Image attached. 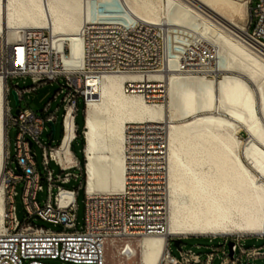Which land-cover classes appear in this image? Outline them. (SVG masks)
<instances>
[{
	"label": "bare ground",
	"instance_id": "bare-ground-1",
	"mask_svg": "<svg viewBox=\"0 0 264 264\" xmlns=\"http://www.w3.org/2000/svg\"><path fill=\"white\" fill-rule=\"evenodd\" d=\"M161 1V3H159ZM232 0H0V29L48 28L54 45L81 62L78 31L86 22L127 25L137 20L167 27L168 46L197 35L213 46L214 67L182 72L180 54H169L161 72L164 104H149L123 92L135 74L94 80L84 110L83 156L86 195L118 193L124 185V131L127 124L163 121L167 126V222L163 235L143 236L141 264H159L173 236H245L264 221V58L242 42L241 28L226 16L241 14ZM219 74L218 80L210 78ZM6 83L0 78L1 176L5 156ZM242 129L247 138L236 135ZM71 155L66 151V155ZM67 160L69 156H66ZM135 256L126 244L120 255Z\"/></svg>",
	"mask_w": 264,
	"mask_h": 264
},
{
	"label": "built area",
	"instance_id": "built-area-1",
	"mask_svg": "<svg viewBox=\"0 0 264 264\" xmlns=\"http://www.w3.org/2000/svg\"><path fill=\"white\" fill-rule=\"evenodd\" d=\"M171 34L167 27L143 20L127 25L86 22L78 31L83 45L79 65L70 61L66 47L58 49L54 45L48 28L16 29L11 34H3L0 29V78L5 80L6 86L14 79L29 78L32 83L25 89H19L17 84L12 86L18 104L24 94L59 80L62 82L44 105V116L27 108H18V114H12L8 105L9 87L6 90L0 264H48L47 260L57 259L69 264H105V251L111 244L165 233L168 176L167 126L163 121L127 124L123 140V188L118 193H84L83 224L79 227L76 196L80 187L64 189L61 185L81 177V168L71 152V145L78 137L77 101L81 98L86 107L95 93L94 80L106 75L135 74L141 79L126 81L123 92L139 95L149 104H158L165 95L163 75L161 79L148 76L163 74L169 54L181 55L182 72L201 74L214 67L213 46L193 35L169 47L167 38ZM239 38L252 52L264 58V0L251 2L248 28L239 34ZM55 101L60 107L50 110ZM59 109L62 112L61 138L55 147L51 146L53 142L44 146L39 142V136L48 122L55 123ZM10 129L16 131L13 156L7 137ZM35 146L41 150L43 175L36 167ZM66 151L71 155H66ZM66 156H69L68 160ZM50 163L58 168V174L49 168ZM73 169L79 174L72 173ZM43 185L47 186L48 195L43 206H39L35 198L43 191ZM17 186L21 187L20 200L25 212L22 222L15 215ZM53 188H56L55 194H52ZM35 219L61 225L62 230L36 226L32 223ZM207 237L214 239L217 236ZM222 238L220 264H247L248 260L264 257L260 249H245L241 244L245 238L264 241V221L257 234ZM166 241L159 264H212L218 253L217 250L207 253L202 259L192 248L179 245V256L173 257L169 251L170 240L167 238ZM228 242L233 243L231 258L225 250ZM127 255L124 253L123 256L126 258Z\"/></svg>",
	"mask_w": 264,
	"mask_h": 264
},
{
	"label": "rangeland",
	"instance_id": "rangeland-1",
	"mask_svg": "<svg viewBox=\"0 0 264 264\" xmlns=\"http://www.w3.org/2000/svg\"><path fill=\"white\" fill-rule=\"evenodd\" d=\"M235 2H239L242 7L241 14H233V15H227L226 17L231 20L233 23L238 25L241 28L247 29L248 28V23H249V17H250V8H251V2L254 0H232ZM161 3V1H159ZM210 78L218 80L220 78V75L217 74L215 76H209ZM17 84L19 89H25L28 88L32 85L31 81L29 78L26 79H14L12 81L8 82V85L6 86V90L9 87L10 89V94L8 96V105L11 109L12 114L15 113V102L13 100V97L11 95L12 91V86ZM62 82L59 80L58 83H53L52 85H46L42 87H38L34 92H29L23 95L22 100L18 104V108L20 109H29L33 113L39 115V116H44L45 113H43V107L44 105L52 98L53 94L58 91L59 85H61ZM59 100L61 99V95L58 98ZM165 96L164 99L161 103L158 104H164L165 103ZM57 106L60 107V104L58 101H55L51 104L50 110H54ZM85 110V107L83 105V101L81 98L78 99L77 101V116L75 118V124L77 126V132L79 133L83 127L84 124V116L83 113ZM61 109H59L56 117V121L54 123L55 126V135H54V140L53 143L51 144L52 147H55L56 144L59 142L62 134V126H61ZM4 125H5V120H4ZM8 140H9V146L11 150V156L14 155V142H15V135L16 131L14 129H10L8 134ZM83 135V134H82ZM237 137L244 142V140L247 138V134L244 132L242 129H237L236 131ZM50 136V127L48 124H46V129L41 133L39 136V142L47 146V142L49 140ZM82 148H83V140L81 137H78L71 145V152L75 156V158L79 161H83V153H82ZM35 154H36V167L40 175H43V167L41 165L42 162V157H41V150L35 146L34 147ZM14 167V165H13ZM49 168L55 173L58 174L59 170L58 168L53 164L50 163ZM72 173L79 174V171L76 169H73L71 171ZM62 188L64 189H78L77 196H76V223L77 227L81 226L83 224V216H84V191H83V184H82V179L81 177H78L77 179H71L68 184L61 185ZM20 190L21 187L17 186L16 187V192L17 196L15 197L14 200V205H15V215L18 221L22 222L25 218V212L20 200ZM56 188L52 189V194H55ZM47 186L43 185V191L38 192L36 194V202L39 204V206H43V204L47 200ZM32 223L36 226L43 227V228H49L53 231H60L62 230L61 225H53L51 223L41 221L39 219H35L32 221ZM179 236H173L169 237L168 239L170 240L171 238H178ZM184 237H179L181 238L180 246L181 248H192L197 254H199L203 259L205 258L206 253L218 251L217 256L214 258V261L212 264H220L221 261V249L222 246L224 245V236H217L212 240L211 242H208V237H194V236H185ZM143 238L142 237H135L134 239H131L129 243H126V241H117L114 244H111L108 246V248L105 251L104 259H105V264H141L140 260V240ZM229 241V238H228ZM125 244H129L131 248L134 249V254L135 256L132 257L130 260H127L124 256L120 255L121 249ZM242 246L245 249L249 248H261L262 252L264 253V241L263 240H258L256 238H245L242 241ZM225 250L228 251L227 245L225 244ZM169 251L170 254L173 257H178L179 256V250L173 246L171 242H169ZM246 262V260H245ZM48 264H69V263H64L60 260H47ZM247 264H264V258L261 259H255V260H248Z\"/></svg>",
	"mask_w": 264,
	"mask_h": 264
},
{
	"label": "water",
	"instance_id": "water-1",
	"mask_svg": "<svg viewBox=\"0 0 264 264\" xmlns=\"http://www.w3.org/2000/svg\"><path fill=\"white\" fill-rule=\"evenodd\" d=\"M11 95L13 97V100L15 102V115L18 114L19 112V109H18V98H17V95H16V92L14 90L11 91ZM48 126L50 127V137H49V140L47 142V145H50L53 140H54V135H55V126H54V123L52 122H48ZM30 147H31V142H30ZM17 172H20V170L18 168H16ZM170 242L173 244L174 247H176L178 250H180V242H181V238H171L170 239ZM233 246V243L232 242H228L227 243V248H228V251H229V257L231 258L232 257V252H231V248Z\"/></svg>",
	"mask_w": 264,
	"mask_h": 264
},
{
	"label": "trees",
	"instance_id": "trees-1",
	"mask_svg": "<svg viewBox=\"0 0 264 264\" xmlns=\"http://www.w3.org/2000/svg\"><path fill=\"white\" fill-rule=\"evenodd\" d=\"M10 94V92H9ZM9 96V95H8ZM83 127H84V124H83ZM83 127L81 129V131L78 133V137H81L82 140H83V135H82V132H83ZM50 137V136H49ZM77 137V138H78ZM83 145H84V140H83ZM82 153H83V148H82ZM78 164H79V167L81 168V179H82V184H83V191H84V188H85V174H84V156H83V161L82 162H79L78 161Z\"/></svg>",
	"mask_w": 264,
	"mask_h": 264
},
{
	"label": "crops",
	"instance_id": "crops-1",
	"mask_svg": "<svg viewBox=\"0 0 264 264\" xmlns=\"http://www.w3.org/2000/svg\"><path fill=\"white\" fill-rule=\"evenodd\" d=\"M204 238H206V237H204ZM212 240H214V239H213V238H209V239H208V242H211ZM243 240H244V239H243ZM243 240H242V241H243ZM242 241H241V244H242ZM262 248H264V246H263ZM249 249H256V248H249ZM258 249L261 250V248H258ZM261 252H262V250H261ZM206 254H207V253H206ZM206 254H205V255H206ZM263 254H264V253H263ZM201 258H202V257H201ZM262 258H264V257H262ZM202 259H203V258H202ZM259 259H261V258H259ZM213 261H214V260H213ZM212 263H213V262H212Z\"/></svg>",
	"mask_w": 264,
	"mask_h": 264
}]
</instances>
